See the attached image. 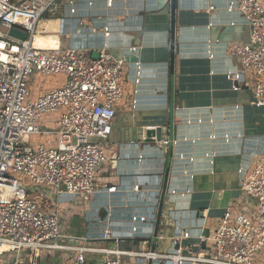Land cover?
<instances>
[{"label": "crops", "instance_id": "0c3cea01", "mask_svg": "<svg viewBox=\"0 0 264 264\" xmlns=\"http://www.w3.org/2000/svg\"><path fill=\"white\" fill-rule=\"evenodd\" d=\"M73 1L78 15L88 17L84 31L75 33L76 22L66 16L67 8L63 7L66 0H60L57 13L44 16L37 25L36 33L45 37L38 47L84 49L91 58L104 51L125 59L126 64L124 96L116 105L111 134L101 141L108 159L96 173L91 200L79 205L71 203V209H82L76 215L67 211L66 228L74 231L63 233L97 238L84 244L88 247L171 253L176 249L169 238L171 220L180 219L182 212L192 215L186 213L185 225L203 219L209 234L226 209L254 210V201L239 187L237 171L243 164H252L264 151V108L251 105V88L238 87L226 77L227 72L240 70L238 61L227 55L228 45L249 39L244 18L229 9L234 0H180L175 13L174 144L158 228L166 237L156 240L154 246L152 237L169 145L144 140L150 129L169 124L170 16L161 12L165 0H115L112 9L106 8L105 0ZM210 6L213 10L207 11ZM106 16H116L128 27L108 40L99 30L87 28L91 18L99 27ZM138 27L140 32L136 31ZM14 33L10 31L12 37ZM128 45L137 47V51L131 54ZM160 140L170 142L167 133H161ZM136 185L138 191L134 189ZM111 186L117 187L114 193L106 191ZM47 197L43 203L51 210L55 196ZM132 214L153 220L140 229V236L145 237L141 239H149V245H143L140 239L125 238L115 244L98 238L108 227L112 231L128 230ZM87 258L98 261L105 256L87 254ZM71 260L69 253L48 258L49 264H68ZM149 262L164 264L160 260L139 264Z\"/></svg>", "mask_w": 264, "mask_h": 264}, {"label": "built area", "instance_id": "2783aa9c", "mask_svg": "<svg viewBox=\"0 0 264 264\" xmlns=\"http://www.w3.org/2000/svg\"><path fill=\"white\" fill-rule=\"evenodd\" d=\"M60 4V0H0V264H49L48 258L62 253L72 254L73 264L154 260L164 264H264V151L237 171L239 187L254 201V210L226 209L209 234L203 219L185 225L186 213L192 215L182 212L180 219L171 220L169 238L176 248L171 253L88 247L84 244L97 238L60 231L61 204H83L94 195L96 173L108 159L101 141L111 134L116 105L124 96L126 64L125 59L104 51L91 58L84 49L35 46L38 23L46 15H55ZM105 4L112 9L115 0H105ZM63 7L66 16L76 22L75 33H82L88 17L78 15L73 0H66ZM229 9L242 15L249 39L228 45L227 55L238 61L240 70L229 71L226 77L238 87L251 88V105L264 108V0H234ZM211 10L212 6L207 9ZM90 21L87 28L99 30L106 40L128 27L116 16H106L99 27ZM12 30L15 37L10 35ZM128 49L131 54L137 51L132 45ZM59 74L66 77L60 86L33 96L32 76ZM45 114L51 118L44 120ZM40 121L46 128L39 126ZM161 143L168 145L169 141ZM116 189L111 186L106 191ZM49 194L55 196L51 210L41 201L48 200ZM149 223L153 220L132 214L128 230L108 227L98 238L115 244L125 238L140 239L149 245L150 240L140 236L141 227ZM165 237L158 229L156 240ZM87 254L105 258L92 261Z\"/></svg>", "mask_w": 264, "mask_h": 264}, {"label": "water", "instance_id": "95a60500", "mask_svg": "<svg viewBox=\"0 0 264 264\" xmlns=\"http://www.w3.org/2000/svg\"><path fill=\"white\" fill-rule=\"evenodd\" d=\"M179 1L180 0H167V2H165V5L163 6V8L161 10L162 14H167L170 16V22H169V31H170V52H171V57H170V62H171V67H170V85H169V102H170V107H169V124L168 126H163V127H157L154 129H150L149 134L146 133L147 136H145V142L148 143H155V144H159L162 140H160V134L161 133H167L168 134V139H170L169 142V152H168V156H167V167H166V172H165V176H164V180H163V188H162V192H161V196H160V200H159V204H158V210H157V216H156V222H155V231H154V235L152 237V244L153 246L156 243V234L158 232V228H159V222H160V217H161V213H162V206H163V199L165 196V192H166V188L168 185V175H169V168H170V164H171V160H172V147H173V142H172V138H173V52H174V37H175V13L177 11L178 5H179ZM99 56V54H98ZM97 56V57H98ZM95 57V58H97ZM176 130V129H175ZM176 132V131H175ZM155 138V141H153L151 138ZM141 140V139H140ZM148 140V141H147ZM164 141V140H163ZM202 248H204L205 246L202 244L201 245ZM193 250L196 251L197 248L193 247ZM148 264H151V262H149Z\"/></svg>", "mask_w": 264, "mask_h": 264}, {"label": "rangeland", "instance_id": "374dc122", "mask_svg": "<svg viewBox=\"0 0 264 264\" xmlns=\"http://www.w3.org/2000/svg\"><path fill=\"white\" fill-rule=\"evenodd\" d=\"M165 2H167V0H165ZM37 36L34 37V45L35 46H39L42 44V41L45 37H42L40 35V33H36ZM66 77L63 74H59V75H52V76H48V77H40L39 75H35L32 76L29 86H30V90L33 94L34 97L48 91L51 88H56L57 86H60L61 83H63L65 81ZM51 115L49 114H45L43 116L44 120H48L50 119ZM39 126L41 128H46L44 124H42V122H39ZM42 202L44 201L41 200ZM71 203H63L60 206V231L63 232H73L74 230L72 228H68L69 230H67L66 227H69L67 221H69V216L67 215V211L72 210V212L76 215L79 213L80 209H82V207L77 208V209H71ZM13 256L12 254L8 255V258L11 259ZM70 262V261H69ZM68 264H73L72 260L70 263Z\"/></svg>", "mask_w": 264, "mask_h": 264}, {"label": "bare ground", "instance_id": "6f19581e", "mask_svg": "<svg viewBox=\"0 0 264 264\" xmlns=\"http://www.w3.org/2000/svg\"><path fill=\"white\" fill-rule=\"evenodd\" d=\"M35 35V34H34ZM48 47H54V45H48Z\"/></svg>", "mask_w": 264, "mask_h": 264}, {"label": "clouds", "instance_id": "9594fccd", "mask_svg": "<svg viewBox=\"0 0 264 264\" xmlns=\"http://www.w3.org/2000/svg\"><path fill=\"white\" fill-rule=\"evenodd\" d=\"M173 142V141H172ZM174 144V143H173Z\"/></svg>", "mask_w": 264, "mask_h": 264}]
</instances>
